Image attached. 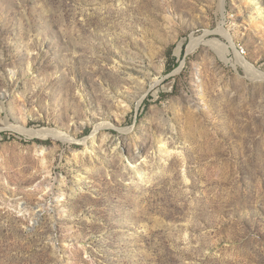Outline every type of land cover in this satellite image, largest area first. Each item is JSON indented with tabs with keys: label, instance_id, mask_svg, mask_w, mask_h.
<instances>
[{
	"label": "rangeland",
	"instance_id": "rangeland-1",
	"mask_svg": "<svg viewBox=\"0 0 264 264\" xmlns=\"http://www.w3.org/2000/svg\"><path fill=\"white\" fill-rule=\"evenodd\" d=\"M261 16L0 0V264H264V81L236 65L264 73Z\"/></svg>",
	"mask_w": 264,
	"mask_h": 264
},
{
	"label": "bare ground",
	"instance_id": "bare-ground-1",
	"mask_svg": "<svg viewBox=\"0 0 264 264\" xmlns=\"http://www.w3.org/2000/svg\"><path fill=\"white\" fill-rule=\"evenodd\" d=\"M243 1L249 6H252L257 13H260V14L262 13L263 16H261V18H264V11L259 7V0H243ZM218 32L222 33L229 40L230 48L235 50L234 44L231 41V38H229L228 35H226L221 29H219ZM201 42L210 44L211 48L217 54L219 59L224 62L229 63V59L227 58V54L229 53V46H227L224 43H221L218 40L203 41L202 39H191L187 46V52L188 53L194 52V50H196V48L201 44ZM236 65L241 66L245 70L247 75H250L253 77L255 76L259 78L261 81H264V73L257 71L254 68V66L249 64L243 57L239 56L238 54H236ZM233 66H235V64H233ZM189 104H192V103H189ZM103 126L104 125L102 126L98 125L95 129L94 135L99 133L101 129L103 128ZM18 131L29 138H33V137L47 138L50 136H54V137L61 139L64 142H68V143L72 142L69 136H65L58 131H52V130H47V129L34 130V129H27L25 127H19Z\"/></svg>",
	"mask_w": 264,
	"mask_h": 264
},
{
	"label": "trees",
	"instance_id": "trees-1",
	"mask_svg": "<svg viewBox=\"0 0 264 264\" xmlns=\"http://www.w3.org/2000/svg\"><path fill=\"white\" fill-rule=\"evenodd\" d=\"M168 55H171V53L169 52ZM174 65V64H173ZM173 68H168V72H170Z\"/></svg>",
	"mask_w": 264,
	"mask_h": 264
}]
</instances>
